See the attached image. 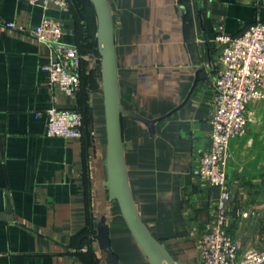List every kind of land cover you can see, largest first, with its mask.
Instances as JSON below:
<instances>
[{"label":"crops","instance_id":"crops-1","mask_svg":"<svg viewBox=\"0 0 264 264\" xmlns=\"http://www.w3.org/2000/svg\"><path fill=\"white\" fill-rule=\"evenodd\" d=\"M114 20L122 105L155 121L123 117L125 164L146 226L177 264H200L202 232L217 221L219 191L195 177L212 146L220 35L236 37L264 20V0H108ZM0 0V264H108L96 238L110 228L123 264H151L107 181V125L101 54L84 57L83 96L68 95L42 69L53 58L33 30L58 19L68 44L98 42L93 0ZM8 22L18 28L7 27ZM83 85L81 82L80 91ZM84 103L80 139L47 135L46 112ZM230 144L231 231L249 250L264 216V100ZM248 213L237 217L236 211Z\"/></svg>","mask_w":264,"mask_h":264},{"label":"built area","instance_id":"built-area-1","mask_svg":"<svg viewBox=\"0 0 264 264\" xmlns=\"http://www.w3.org/2000/svg\"><path fill=\"white\" fill-rule=\"evenodd\" d=\"M31 4L53 1L61 10H69L68 0H26ZM7 27L18 28L13 22ZM32 35L51 47L53 58L42 69L50 83L68 95L81 88L80 71L84 57L76 45L64 41L62 23L44 16ZM220 61L214 84L212 146L200 158L193 175L219 191L217 221L202 232L199 243L200 264H264V248L247 250L231 231L232 192L228 184L230 144L243 137L254 122L249 105L264 100V20L250 25L236 37L220 35ZM47 135L52 138L80 139L83 115L75 109L47 110ZM237 217L248 213L236 211Z\"/></svg>","mask_w":264,"mask_h":264},{"label":"water","instance_id":"water-1","mask_svg":"<svg viewBox=\"0 0 264 264\" xmlns=\"http://www.w3.org/2000/svg\"><path fill=\"white\" fill-rule=\"evenodd\" d=\"M98 16V45L103 69V94L108 139L107 187L111 200H116L136 241L151 264H177L168 249L155 238L143 221L130 188L124 154L123 117L141 120L147 125L155 121L138 116L121 102L116 59V40L112 10L108 0H93ZM96 238L102 245L108 264H123L115 254L110 228L101 226Z\"/></svg>","mask_w":264,"mask_h":264},{"label":"trees","instance_id":"trees-1","mask_svg":"<svg viewBox=\"0 0 264 264\" xmlns=\"http://www.w3.org/2000/svg\"><path fill=\"white\" fill-rule=\"evenodd\" d=\"M78 48L80 49L82 55L84 56L85 54H87V52L91 51L92 49H95L96 52H98V42L91 44V43H82V44H78L77 45ZM85 61L83 60L82 63V68L80 71V78H81V82L83 85L82 91L79 92L78 94L80 95V98L83 96V92H84V85L86 83V75L84 73V64ZM75 110L79 111L82 115H83V119H84V125H83V134L87 132V126L89 125L91 118H90V114L87 110V106L84 103H79V106L77 108H75Z\"/></svg>","mask_w":264,"mask_h":264},{"label":"rangeland","instance_id":"rangeland-1","mask_svg":"<svg viewBox=\"0 0 264 264\" xmlns=\"http://www.w3.org/2000/svg\"><path fill=\"white\" fill-rule=\"evenodd\" d=\"M258 231H259V236H260V241L256 240L253 242V245L250 246L249 250L253 249H262L264 248V216L259 219L258 223Z\"/></svg>","mask_w":264,"mask_h":264}]
</instances>
